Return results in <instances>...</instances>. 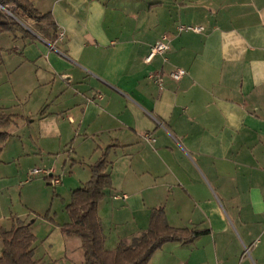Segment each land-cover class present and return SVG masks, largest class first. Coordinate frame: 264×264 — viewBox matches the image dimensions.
Here are the masks:
<instances>
[{
    "label": "crops",
    "instance_id": "crops-1",
    "mask_svg": "<svg viewBox=\"0 0 264 264\" xmlns=\"http://www.w3.org/2000/svg\"><path fill=\"white\" fill-rule=\"evenodd\" d=\"M31 1L64 36L0 34V115L15 116L0 144V225L31 222L42 264H85L60 227L104 155L105 250L163 207L170 226L208 232L164 243L148 264H264V0ZM163 36L168 50L145 62Z\"/></svg>",
    "mask_w": 264,
    "mask_h": 264
},
{
    "label": "trees",
    "instance_id": "trees-1",
    "mask_svg": "<svg viewBox=\"0 0 264 264\" xmlns=\"http://www.w3.org/2000/svg\"><path fill=\"white\" fill-rule=\"evenodd\" d=\"M25 17L34 21L32 31L53 44L56 40L57 26L50 12L38 11L31 0H0V34L9 33L16 39H35L21 21ZM47 24L43 25L42 22ZM9 49L7 51H13ZM3 49L0 48V65L3 63ZM14 115H0V144L11 136L7 128L14 124ZM104 155L91 165L90 179L71 193L65 206L69 222L60 228L66 236H77L82 241L85 264H148L153 253L167 242L189 243L208 230L175 228L168 224L163 207L150 211L146 231L133 237L129 243L119 241L115 249L103 248L104 234L97 213L98 204L104 197V190L111 187L106 172ZM48 219V213L43 215ZM11 226L5 229L0 225L2 250L0 264H42L34 257L35 236L30 226L17 217H10Z\"/></svg>",
    "mask_w": 264,
    "mask_h": 264
},
{
    "label": "built area",
    "instance_id": "built-area-1",
    "mask_svg": "<svg viewBox=\"0 0 264 264\" xmlns=\"http://www.w3.org/2000/svg\"><path fill=\"white\" fill-rule=\"evenodd\" d=\"M201 29H202L201 27L190 26V25H180L178 27L179 31L191 30V31L199 32V31H201ZM63 36H64L63 32L58 29L56 32L57 40L63 39ZM168 48H169V44L167 42V38L165 36H163L161 39L156 41L154 45H152V47L150 48V52H149L148 56L145 58V62H149L153 56L165 53L168 50ZM169 75L173 80L177 81L185 75V70L179 68V69L172 71ZM148 78L153 80L154 82H156L159 86L162 85L163 81H162V76L160 74L151 73L148 75ZM40 173H42L44 176H46V178L49 179V183L53 187H55L61 183V180L59 177L53 176V170L52 169H33L32 170V174H40ZM121 197L123 199H125L126 195H121ZM244 254L245 255L249 254V247H245Z\"/></svg>",
    "mask_w": 264,
    "mask_h": 264
},
{
    "label": "rangeland",
    "instance_id": "rangeland-1",
    "mask_svg": "<svg viewBox=\"0 0 264 264\" xmlns=\"http://www.w3.org/2000/svg\"><path fill=\"white\" fill-rule=\"evenodd\" d=\"M21 21L24 23V26L28 28V30H29V29L32 30L31 25L34 24V21H33V20H31V19L25 17V18H24L23 20H21ZM44 25H45V24H44ZM33 26H34V25H33Z\"/></svg>",
    "mask_w": 264,
    "mask_h": 264
},
{
    "label": "water",
    "instance_id": "water-1",
    "mask_svg": "<svg viewBox=\"0 0 264 264\" xmlns=\"http://www.w3.org/2000/svg\"><path fill=\"white\" fill-rule=\"evenodd\" d=\"M27 28V27H26ZM28 29V28H27ZM30 30V29H29ZM32 33H33V31L32 30H30Z\"/></svg>",
    "mask_w": 264,
    "mask_h": 264
}]
</instances>
